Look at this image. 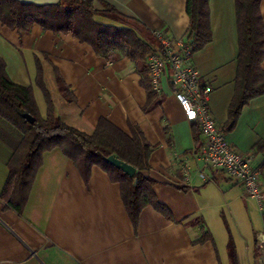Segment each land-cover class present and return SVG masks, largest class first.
<instances>
[{
	"label": "crops",
	"instance_id": "obj_1",
	"mask_svg": "<svg viewBox=\"0 0 264 264\" xmlns=\"http://www.w3.org/2000/svg\"><path fill=\"white\" fill-rule=\"evenodd\" d=\"M106 6L136 22L142 35L159 30L180 40L188 31L186 0L94 2L96 10ZM208 7L212 38L191 61L212 86L209 108L223 127L237 74L235 1L210 0ZM261 14L264 23V0ZM0 59L11 82L32 88L42 118L47 104L35 81L37 62L62 123L86 134L101 118L125 132L129 124L137 126L153 146L145 174L155 180V197L172 217L148 206L134 227L119 185L98 167L85 182L59 149L43 154L25 207L17 214L1 194L21 134L0 118V264H258L256 236L264 225L257 205L224 172L202 164L203 137L197 130L196 147L193 124L184 119L166 80L163 91L155 93L157 103L145 111L147 92L123 49L99 56L71 34L38 26L18 32L0 22ZM240 112L225 137L238 151L252 154L264 192V95ZM203 233L211 240L197 243Z\"/></svg>",
	"mask_w": 264,
	"mask_h": 264
},
{
	"label": "trees",
	"instance_id": "obj_2",
	"mask_svg": "<svg viewBox=\"0 0 264 264\" xmlns=\"http://www.w3.org/2000/svg\"><path fill=\"white\" fill-rule=\"evenodd\" d=\"M95 1L61 0L56 6L38 7L16 0H0V22L6 28L18 32L38 26L43 31L71 34L80 43L90 46L99 56H106L113 48L123 49L141 76L140 84L147 92L148 100L144 108L147 111L157 101L149 85L145 62L147 54L155 50L157 42L150 33L142 35L136 22L120 16L110 6L101 11L96 10ZM209 1L186 0L184 8L189 25L184 39L194 46V52L202 49L212 38ZM234 1L238 30L237 74L234 95L228 106L227 122L223 124L225 133L233 129L240 111L252 98L264 95V69L261 66L264 60L262 0ZM97 17L108 22H101ZM39 66L37 62L35 81L47 104L45 118L39 114L32 88L11 82L0 59V118L21 134V141L7 164L8 177L1 194L6 205L17 214L22 213L35 173L42 165L43 154L59 149L73 162L85 182L89 179L91 169L98 167L108 175L111 182L119 185L124 210L134 227L138 224L141 211L148 206L167 219H172L167 208L155 197V180L145 174L153 146L146 141L141 130L129 124V131L125 132L101 118L94 131L86 134L62 123L54 115ZM23 114L32 117L34 122L30 124L22 117ZM197 130L198 127L193 125L196 147L199 145ZM109 156L135 168L134 175L129 177L109 165L105 161ZM207 240H211L210 235L203 233L197 243Z\"/></svg>",
	"mask_w": 264,
	"mask_h": 264
},
{
	"label": "built area",
	"instance_id": "obj_3",
	"mask_svg": "<svg viewBox=\"0 0 264 264\" xmlns=\"http://www.w3.org/2000/svg\"><path fill=\"white\" fill-rule=\"evenodd\" d=\"M151 35L157 42L155 50L146 56L149 85L157 94L163 91L162 80L171 88L174 100L182 110L184 119L198 127L203 137L199 157L202 164L220 170L237 184L245 198L253 200L264 225V192L260 174L253 167L252 154L238 151L226 140L223 127L215 120L209 97L212 86L194 68V46L184 38L171 39L165 32L155 30ZM188 168L184 167L186 179ZM188 181V180H187ZM258 264L264 263V229L256 236Z\"/></svg>",
	"mask_w": 264,
	"mask_h": 264
},
{
	"label": "water",
	"instance_id": "obj_4",
	"mask_svg": "<svg viewBox=\"0 0 264 264\" xmlns=\"http://www.w3.org/2000/svg\"><path fill=\"white\" fill-rule=\"evenodd\" d=\"M61 0H16V2L23 3V4H32L38 7H44V6H56L59 4ZM22 117L28 121L30 124H32L34 119L30 117L27 114H23ZM105 161L115 167L118 170L123 171L124 174H126L129 177H132L135 173V168L132 166L118 160L115 157L109 156L105 158Z\"/></svg>",
	"mask_w": 264,
	"mask_h": 264
}]
</instances>
